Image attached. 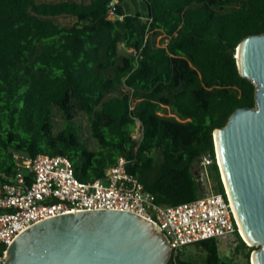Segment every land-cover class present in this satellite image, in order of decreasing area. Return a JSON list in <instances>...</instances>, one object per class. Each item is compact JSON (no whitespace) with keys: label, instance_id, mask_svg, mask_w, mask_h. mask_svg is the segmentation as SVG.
<instances>
[{"label":"trees","instance_id":"1","mask_svg":"<svg viewBox=\"0 0 264 264\" xmlns=\"http://www.w3.org/2000/svg\"><path fill=\"white\" fill-rule=\"evenodd\" d=\"M113 1L0 0V187L16 172V153L67 156L82 182L123 157L156 204L178 205L200 197L194 168L209 157V179L224 194L213 134L238 108L256 106L235 54L243 39L264 34V0H142L144 15ZM62 15L76 22L50 19ZM160 34L166 45L156 44ZM121 45L134 55L121 56ZM118 87L127 92L113 95ZM54 109L65 117L57 134ZM79 113L97 150L80 137ZM235 236L250 264L258 248ZM195 246L201 264H232L214 239ZM184 254L177 264H193Z\"/></svg>","mask_w":264,"mask_h":264},{"label":"water","instance_id":"2","mask_svg":"<svg viewBox=\"0 0 264 264\" xmlns=\"http://www.w3.org/2000/svg\"><path fill=\"white\" fill-rule=\"evenodd\" d=\"M240 75L256 87L255 108H238L214 131L224 188L252 264H264V34L241 41ZM225 179V180H224ZM173 251L151 221L127 211L59 215L25 230L7 248L4 264H169Z\"/></svg>","mask_w":264,"mask_h":264},{"label":"built area","instance_id":"3","mask_svg":"<svg viewBox=\"0 0 264 264\" xmlns=\"http://www.w3.org/2000/svg\"><path fill=\"white\" fill-rule=\"evenodd\" d=\"M113 3H117L114 0ZM112 3V5H113ZM109 19H114L109 12ZM18 165L10 182L0 187V264L7 248L25 230L44 220L75 212L116 210L136 213L151 221L169 240L172 263L180 253L207 240L236 237L240 227L225 193H204L192 202L158 205L153 194L128 170L130 160L120 157L103 177L80 181L67 156L14 155ZM209 157L201 161V179L209 182ZM198 181V180H197ZM200 186V183H198Z\"/></svg>","mask_w":264,"mask_h":264},{"label":"rangeland","instance_id":"4","mask_svg":"<svg viewBox=\"0 0 264 264\" xmlns=\"http://www.w3.org/2000/svg\"><path fill=\"white\" fill-rule=\"evenodd\" d=\"M43 1H48V0H38V2H43ZM77 1L84 3L90 2V0H77ZM123 6L125 11L131 15H135L137 13L144 15L146 14L147 11L146 5L142 0H125ZM50 19L62 25H72L76 22L75 18L68 15L51 17ZM167 42L168 39H166L164 34H160L156 37L157 45H166ZM119 52L121 56L134 55L133 50L124 49L122 45L119 48ZM122 92H127V88L118 87L117 90L114 91L113 95H119ZM53 112H54V118H53L54 131L57 134L59 131H61V129L64 126L65 117L56 109H54ZM168 116H173V114L170 113V109L168 110ZM73 121L75 125L79 128V134L81 139L89 146L91 150H97L98 144L90 133L88 115L84 113H79L74 117ZM139 137H140V130L139 127H137L135 138H139ZM154 156L157 161L159 159L158 156L157 155ZM200 172H201V162L196 164L194 168V175L198 180V183H200V187L204 193L210 192L216 194L214 183L211 180H209V182L206 179L202 180L200 176ZM219 251H220V256L221 258H223V260L227 262L231 261L232 264H244L242 260L241 251L237 249L236 237L220 241ZM203 258H204V253L197 246H191L187 248L183 257L184 260L189 261L193 264H201ZM250 264H252L251 259H250Z\"/></svg>","mask_w":264,"mask_h":264},{"label":"bare ground","instance_id":"5","mask_svg":"<svg viewBox=\"0 0 264 264\" xmlns=\"http://www.w3.org/2000/svg\"><path fill=\"white\" fill-rule=\"evenodd\" d=\"M225 180V179H224ZM240 234L242 235V237L245 239V241H247L246 240V237H245V235H244V233H243V231H242V229L240 228Z\"/></svg>","mask_w":264,"mask_h":264}]
</instances>
